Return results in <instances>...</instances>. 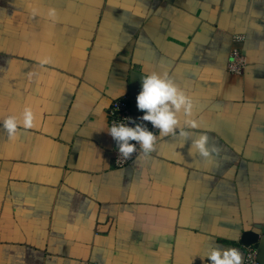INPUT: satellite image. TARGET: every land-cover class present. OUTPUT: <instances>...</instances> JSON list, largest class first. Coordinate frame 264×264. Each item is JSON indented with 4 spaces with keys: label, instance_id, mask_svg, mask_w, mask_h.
<instances>
[{
    "label": "crops",
    "instance_id": "obj_1",
    "mask_svg": "<svg viewBox=\"0 0 264 264\" xmlns=\"http://www.w3.org/2000/svg\"><path fill=\"white\" fill-rule=\"evenodd\" d=\"M131 70L192 99L191 138L152 127L155 150L116 169L107 113ZM25 107L34 127L10 138ZM205 134L218 153L190 156ZM257 226L264 0H0V264H211L212 247L244 256Z\"/></svg>",
    "mask_w": 264,
    "mask_h": 264
},
{
    "label": "clouds",
    "instance_id": "obj_2",
    "mask_svg": "<svg viewBox=\"0 0 264 264\" xmlns=\"http://www.w3.org/2000/svg\"><path fill=\"white\" fill-rule=\"evenodd\" d=\"M50 15H55V10H50ZM47 63L46 60L41 64ZM136 106L143 112L138 117L140 123H137L131 117L124 118L126 123L112 124L107 130L118 146V159L127 160L134 152H139L143 157L151 154L156 147L157 135L150 131L143 122H148L159 132V138L169 135H177L184 140L191 138V133L180 126V113L185 117H190L193 112L192 99L179 89L171 77L165 73L152 72L142 75L141 90L136 97ZM34 113L30 107H25L19 115H9L2 121V126L10 138L17 135L18 128L24 129L34 127ZM133 124L134 126H129ZM187 128L195 129L199 125L196 120L187 119L185 121ZM208 136L201 135L192 140L189 148V155H199L205 159L211 158L213 153H218L215 146L209 147ZM183 147V145H182ZM211 264H242L243 256L237 248H218L212 247L205 254ZM201 259H204L202 256Z\"/></svg>",
    "mask_w": 264,
    "mask_h": 264
},
{
    "label": "built area",
    "instance_id": "obj_3",
    "mask_svg": "<svg viewBox=\"0 0 264 264\" xmlns=\"http://www.w3.org/2000/svg\"><path fill=\"white\" fill-rule=\"evenodd\" d=\"M242 37H236L235 40H242ZM246 67V59L240 50L233 48L230 52L229 61L227 64V70L231 75L238 76L242 74L244 68ZM142 114H134L131 112V102L128 96L122 97L119 99H115L111 102L108 113H107V123L108 127L112 124L116 123H126L127 121L124 119L126 117H131L137 123H140L138 117L142 116ZM151 131L152 125L148 122H143ZM129 126H134L133 124H129ZM137 152H134L130 158L127 160L123 158L118 159V149L114 151L113 154V166L116 169H123L126 167L132 160L140 155L139 146L137 145ZM242 249L244 251V256L242 260V264H259L257 261V249L254 245L245 246L242 245Z\"/></svg>",
    "mask_w": 264,
    "mask_h": 264
},
{
    "label": "water",
    "instance_id": "obj_4",
    "mask_svg": "<svg viewBox=\"0 0 264 264\" xmlns=\"http://www.w3.org/2000/svg\"><path fill=\"white\" fill-rule=\"evenodd\" d=\"M142 73L131 70L129 72L128 86H129V99L131 102V112L134 114H142L136 106V97L141 90L142 86ZM257 229L262 228L260 226ZM262 235L256 233H246L242 238V244L245 246L254 245L257 249V261L259 264H264V228L261 231Z\"/></svg>",
    "mask_w": 264,
    "mask_h": 264
}]
</instances>
